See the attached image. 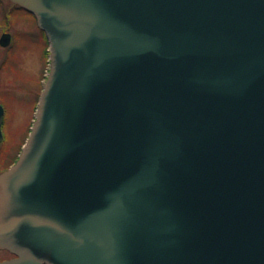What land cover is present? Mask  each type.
<instances>
[{
    "label": "water",
    "instance_id": "obj_1",
    "mask_svg": "<svg viewBox=\"0 0 264 264\" xmlns=\"http://www.w3.org/2000/svg\"><path fill=\"white\" fill-rule=\"evenodd\" d=\"M10 1L49 72L0 264H264V0Z\"/></svg>",
    "mask_w": 264,
    "mask_h": 264
},
{
    "label": "rangeland",
    "instance_id": "obj_2",
    "mask_svg": "<svg viewBox=\"0 0 264 264\" xmlns=\"http://www.w3.org/2000/svg\"><path fill=\"white\" fill-rule=\"evenodd\" d=\"M2 15L0 8V25L5 23ZM13 25L18 33L14 36L13 47L10 46L9 51L0 48V105L4 109L0 172L17 161L30 132L49 72V44L46 36H39L40 32H36L35 41L32 38L28 45L23 44L21 36L25 33L22 27L28 26V22L21 19ZM7 256L0 252V258Z\"/></svg>",
    "mask_w": 264,
    "mask_h": 264
},
{
    "label": "flooded vegetation",
    "instance_id": "obj_3",
    "mask_svg": "<svg viewBox=\"0 0 264 264\" xmlns=\"http://www.w3.org/2000/svg\"><path fill=\"white\" fill-rule=\"evenodd\" d=\"M0 8H1L2 13H3L2 18L5 21V23L0 25V38L3 34H8L9 35V41H10V43L7 47H2L0 45L1 49L9 51L11 49L10 46L13 47V41L15 39L14 36L16 37V35L18 34L15 31L16 29L14 30L13 24L18 23L21 19H24L28 22V26H26L25 28L22 27V30L25 33L24 35H27V36H24V35L21 36V40H23V44L27 43V45H28V43H30L32 41L31 40L32 38L35 41L36 40L35 39L36 38L35 37L36 32H40L39 36H40V34L43 36V32L37 26V20H36L35 16L32 15L31 13L25 11L23 8H21L20 6H18L15 3L11 2L10 0H0ZM16 12H17V14H16ZM19 47H20V45H19ZM3 140H4V138H3ZM2 141L0 143V147H1ZM5 170H2L0 173H2ZM0 252L4 253V254H8L7 257L0 258V262L7 261V260H10V259L15 257L14 255L10 254L6 250L0 249Z\"/></svg>",
    "mask_w": 264,
    "mask_h": 264
}]
</instances>
